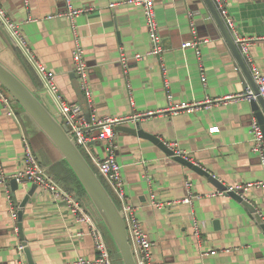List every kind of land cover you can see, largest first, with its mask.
<instances>
[{
	"label": "crops",
	"instance_id": "0c3cea01",
	"mask_svg": "<svg viewBox=\"0 0 264 264\" xmlns=\"http://www.w3.org/2000/svg\"><path fill=\"white\" fill-rule=\"evenodd\" d=\"M71 1L76 8L92 10L71 20L64 14L66 0H30L29 6L24 0H0V8L19 25L25 48L30 50L29 55L19 46L0 18V60L50 106L36 69L42 63L55 73L64 100L76 103L80 99L73 49L79 42L89 66L98 115L151 113L123 125L135 127L140 121L145 131L185 153L228 187L264 181V164L252 150L251 128L259 121L250 99L233 98L210 108L204 104L178 114L167 110L170 104L162 64L177 102H205L247 92L244 74L204 0L156 1L165 48L161 57L149 54L152 43L141 6L125 0ZM226 9L235 35L249 41L250 56L264 71V0H226ZM57 13L61 15L50 18ZM195 39L200 42V55L183 46ZM123 53L127 73L121 62ZM14 107L15 115H9L0 98V171L12 175L22 167L23 137H28L39 162L67 192L64 175L53 172V166L62 163L71 172L77 182L70 193L87 208L88 197L81 196L82 186L68 164L15 101ZM216 125L220 132L211 134L209 128ZM115 132L126 195L153 243L151 264H264V232L235 199L226 193L215 194L221 190L209 179L167 155L150 139ZM93 148L104 154L100 141L93 142ZM187 181L194 194L190 204L183 202L188 196ZM32 186L20 184L14 191L10 184L12 203L18 210ZM245 196L264 215V187L251 188ZM23 233L36 264H65L79 256L95 259L97 255L88 225L77 220L67 202L39 187L23 210ZM23 243L0 186V264H21V257L29 264L24 250L22 254L19 250Z\"/></svg>",
	"mask_w": 264,
	"mask_h": 264
},
{
	"label": "built area",
	"instance_id": "2783aa9c",
	"mask_svg": "<svg viewBox=\"0 0 264 264\" xmlns=\"http://www.w3.org/2000/svg\"><path fill=\"white\" fill-rule=\"evenodd\" d=\"M157 0H125V3L131 5L141 6L144 12L146 25L149 30V37L152 43V50L149 54L162 56L165 51L162 37L160 34V27L156 17L155 4ZM218 11L226 19L227 25L233 30V20L229 17L226 9V0H213ZM26 6H29L30 0H24ZM115 3L112 4L114 6ZM67 11L64 13L73 20L76 16L90 12L92 7L76 8L73 6L71 0H66ZM61 13H57L54 16H60ZM0 18L4 25L10 32L11 36L19 42V46L30 55V50L25 48L26 41L22 36V32L17 23L12 21L5 11L0 8ZM194 34L196 32L194 30ZM236 42L240 48L241 53L249 63L253 78L259 88L260 94L264 97V71L254 62L250 56V43L240 36H236ZM200 42L195 39L186 42L184 47H192L196 49L200 55L199 49ZM137 58H141L138 55ZM121 62L127 73V57L123 53L121 56ZM162 64V63H161ZM73 65L74 73L76 75L79 87L83 92L90 113L88 118L85 113L84 106L80 102L69 103L64 100L59 92V88L55 81V73L49 70L42 63H38L36 66L38 74L44 80L45 89L50 92L59 106L60 115L63 117V123L68 127L69 132L86 156L88 161L91 163L93 168L101 177L103 183L114 197L115 201L119 205L124 219L127 225L129 240L132 246V250L138 264H151V248L153 243L150 241L144 226L140 223L136 216L135 209L129 202V199L125 192V182L123 175V166L117 159V142L115 126L124 124L128 121H136L139 118L150 116L151 113H138L132 117H108L100 116L97 114L96 109L93 105L92 99V88H91V76L88 63L85 58L84 49L79 42H76L73 49ZM162 71L166 79L167 96L169 99V110L171 113L178 114L181 111L193 112L199 109L204 104L207 108H210L215 103L223 101H229V99L235 98H252L254 92L249 90L245 93L238 95H231L227 97L219 98H208L205 102L195 101H175L173 94L169 89V81L166 78V68L162 64ZM0 98L5 104L9 115H15L14 100L11 96L4 91L0 90ZM164 112V111H163ZM221 128L216 125L209 128L211 134L219 133ZM252 134V150L260 157L264 164V131L261 125L255 121L251 128ZM100 141L104 147V154L97 153L93 148V142ZM23 148H24V161L22 167L12 175H8L3 171H0V186L4 189L7 194V198L10 202V213L14 221V229L18 231V209L12 203V197L10 192V182L15 179L19 184L32 183L37 184L43 191L51 193L56 200L67 202L72 208L73 212L77 216V220L88 225L89 234L93 238L94 246L97 252L95 259H89L82 256L76 257L73 260L67 261L65 264H115L111 245L108 241L107 235L104 229L98 224L94 215L83 205L76 196L70 192L64 190L54 179L49 175L47 169L39 162L38 157L35 154L34 147L28 137H23ZM176 151V150H175ZM177 155L188 158L185 153L180 150L176 151ZM188 190V196L183 200L184 203L190 204L194 194L192 192V183L186 182ZM254 187H264V181L248 182L235 187H230V190L237 192L247 191ZM225 191H220L215 194H224ZM196 233H199V226L197 222L194 223ZM20 231V230H19ZM21 254L24 250V245L19 246ZM213 254L215 251L212 252ZM21 264H27L25 259L21 257Z\"/></svg>",
	"mask_w": 264,
	"mask_h": 264
},
{
	"label": "water",
	"instance_id": "95a60500",
	"mask_svg": "<svg viewBox=\"0 0 264 264\" xmlns=\"http://www.w3.org/2000/svg\"><path fill=\"white\" fill-rule=\"evenodd\" d=\"M207 4L221 34L230 46L239 68L244 74L243 89L245 91L252 90L254 97L249 98L252 108L256 112L257 119L264 131V97L260 94L259 88L251 73V67L236 42L234 31L227 25L226 19L218 11L213 0H204ZM0 84L7 90L11 98L24 110V112L33 120L42 134L50 141V143L58 151L60 157L68 164L74 173L83 190L85 191L89 203L88 210L94 215L98 224L104 229L106 234L112 241L115 249L114 261L118 264H138L134 256L132 246L129 240V233L124 219V215L109 192L101 177L88 161L86 156L80 150L74 139L72 138L68 127L63 123V117L60 115L59 106L54 100L50 92V106L43 101L39 95L28 85L17 73L0 60ZM80 102L85 105V113L90 118L89 108L86 98L81 91L79 85L76 86ZM116 131H123L137 135L139 137L148 138L157 146H159L167 155L175 158L183 163L194 172L206 177L209 181L221 191H225L228 196L235 199L249 214L250 218L256 221L260 229L264 232V215L253 202L245 196V191L230 190L228 185L223 183L218 177L209 170L202 167L199 163L191 159L177 155L173 148L169 147V143L163 141L156 135L144 130L140 121H137L135 127L123 124L115 126ZM14 191L20 188V184L15 179L10 182ZM37 184H33L31 191L25 196L22 202L18 203V222L21 237L24 239V252L27 256L29 264H36L33 260L31 250L24 238L23 233V210L30 201L31 195L37 189ZM16 201V200H15Z\"/></svg>",
	"mask_w": 264,
	"mask_h": 264
},
{
	"label": "trees",
	"instance_id": "16d2710c",
	"mask_svg": "<svg viewBox=\"0 0 264 264\" xmlns=\"http://www.w3.org/2000/svg\"><path fill=\"white\" fill-rule=\"evenodd\" d=\"M0 87L3 89V91L7 94H9L7 92V90L0 84ZM53 172L55 173H60V174H63L64 175V181L69 185V191L74 193V183L77 182L74 178V176L71 175V172H69L66 168H64L63 164L62 163H56L54 166H53ZM79 187V185H77ZM80 191H81V196H85L86 197V194L84 192V190L82 188H80ZM80 198V197H79ZM106 233V232H105ZM107 235V234H106ZM107 238H108V241L111 245V249H112V253H113V257L116 255L115 253V249L114 247L112 246V242H111V239L109 238V236L107 235Z\"/></svg>",
	"mask_w": 264,
	"mask_h": 264
}]
</instances>
